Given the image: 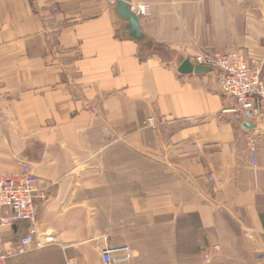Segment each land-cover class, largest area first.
Masks as SVG:
<instances>
[{"label": "crops", "instance_id": "crops-1", "mask_svg": "<svg viewBox=\"0 0 264 264\" xmlns=\"http://www.w3.org/2000/svg\"><path fill=\"white\" fill-rule=\"evenodd\" d=\"M110 1L0 0V172L28 162L48 180L39 224L58 236L9 264H103L105 242L131 247L120 264H203V244L207 264H259L264 118L241 115L219 71L179 67L203 51L264 60V0H124L151 7L133 27Z\"/></svg>", "mask_w": 264, "mask_h": 264}, {"label": "built area", "instance_id": "built-area-1", "mask_svg": "<svg viewBox=\"0 0 264 264\" xmlns=\"http://www.w3.org/2000/svg\"><path fill=\"white\" fill-rule=\"evenodd\" d=\"M115 4L116 0H111ZM129 9L137 16H149V4H131ZM193 62L219 71L222 91L234 98L237 110L250 121L264 118V60H258L244 49L222 53L200 52ZM144 128L155 129L158 122L154 116L143 121ZM260 139L257 135L249 137V148L253 158V169L257 174V152ZM212 193H218L224 182L214 174L209 175ZM51 184L38 175L32 164L20 163L11 174L0 172V228H9L18 222H27L28 230L18 243L0 240V264H9L11 258L31 251L43 249L58 243V236L43 231L39 224L41 207L49 201ZM103 264L128 263L133 258L129 245L112 247L107 242L101 249ZM205 257H208L205 255ZM257 262L264 264V251L258 253ZM66 264H77L74 259H66Z\"/></svg>", "mask_w": 264, "mask_h": 264}, {"label": "water", "instance_id": "water-1", "mask_svg": "<svg viewBox=\"0 0 264 264\" xmlns=\"http://www.w3.org/2000/svg\"><path fill=\"white\" fill-rule=\"evenodd\" d=\"M118 10L124 17H126L127 19L131 21L132 27L137 25L138 16L129 9L128 2L124 0L119 1ZM210 69L211 68L205 67L202 65L193 66L189 60H185L183 64L179 67V72H191V71L200 72V71H205V70H210Z\"/></svg>", "mask_w": 264, "mask_h": 264}, {"label": "rangeland", "instance_id": "rangeland-1", "mask_svg": "<svg viewBox=\"0 0 264 264\" xmlns=\"http://www.w3.org/2000/svg\"><path fill=\"white\" fill-rule=\"evenodd\" d=\"M47 232L52 233L51 231H47ZM202 252H203L202 263L207 264L209 261V254L207 253V246H205L204 244H203ZM205 255H207L208 257H205ZM76 263H77V261H76Z\"/></svg>", "mask_w": 264, "mask_h": 264}]
</instances>
